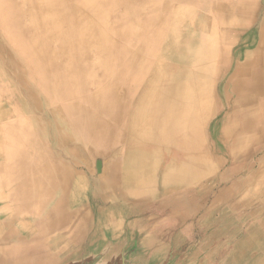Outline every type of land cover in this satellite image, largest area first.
I'll list each match as a JSON object with an SVG mask.
<instances>
[{
    "label": "bare ground",
    "instance_id": "6f19581e",
    "mask_svg": "<svg viewBox=\"0 0 264 264\" xmlns=\"http://www.w3.org/2000/svg\"><path fill=\"white\" fill-rule=\"evenodd\" d=\"M263 2L0 0V29L18 35L21 51L14 58L0 45V94L14 95L10 75L26 79L34 104L42 98L50 111L41 120L20 106L31 127H19L12 141L28 147L32 140V157H80V173L67 185L79 190L82 206L110 203L101 216L109 223L130 214L115 210L121 204L151 201L158 174L166 189L205 192L223 162L235 172L248 157L264 156V8L245 57L229 61L224 37L253 22ZM223 111L211 128L217 146L211 148L208 124ZM253 176L249 191H263L264 167ZM18 232L0 225V242H15L0 245V264H108L91 246L71 242L45 241L32 252L35 236L26 227Z\"/></svg>",
    "mask_w": 264,
    "mask_h": 264
},
{
    "label": "crops",
    "instance_id": "0c3cea01",
    "mask_svg": "<svg viewBox=\"0 0 264 264\" xmlns=\"http://www.w3.org/2000/svg\"><path fill=\"white\" fill-rule=\"evenodd\" d=\"M5 70L8 75L6 67ZM10 80L14 95L3 97L5 94H0V225L8 223L13 231L20 233L25 227L31 231L34 241H25L31 242L32 252L38 251L45 241L53 242L52 245L71 242L84 245V249L91 246L96 258L101 257V262L108 264H116L124 257L127 260H122V264H264V237L257 235L240 240L229 251L210 249V245L199 249L191 243L193 235L190 232L194 231V224H189L190 220L176 217L154 220V216H150L155 209L150 212L147 205L156 203V195L151 201L137 206L132 201L125 204V208L121 204L123 207L115 210H128L130 214L111 223L101 218L111 211L110 203L106 207L98 204L91 209L89 204L82 206L79 190L67 185L80 173V157H32L27 153L29 146H34L32 140L27 142L28 147H24L23 142L12 141L11 137H17L15 131L19 127L25 126L26 130L31 127V124H25V116L19 107L30 108L31 112L35 109L39 115L42 104L40 101L37 106L34 104V91L26 79L22 81L10 75ZM66 146L65 143L62 149ZM18 150L22 152L20 156L15 154ZM85 194L93 195V192L87 190ZM114 226H119V232ZM118 234L120 238L115 237ZM3 243L11 245L15 242L6 239L0 245ZM240 243L244 245L243 250L241 246L237 248Z\"/></svg>",
    "mask_w": 264,
    "mask_h": 264
},
{
    "label": "rangeland",
    "instance_id": "374dc122",
    "mask_svg": "<svg viewBox=\"0 0 264 264\" xmlns=\"http://www.w3.org/2000/svg\"><path fill=\"white\" fill-rule=\"evenodd\" d=\"M263 5L261 4V8L258 10L257 15H255L253 22L248 23L247 26L242 29L243 31L240 27H233L234 30L237 29L235 30V32H237L236 34H232L229 29L224 33V37H226L227 42H230V47L232 49L229 51V61L232 62L237 57L240 59L242 55L245 57L248 49L252 48V43L255 42L256 35L261 28ZM17 39V34L6 33L5 30L0 29V45L3 48L5 47L7 53L14 58H18L21 53L18 44L14 42L17 41ZM19 68L23 71V74L27 73V69L22 65ZM42 101L43 99L41 98L42 111L39 115L41 120H46V116L50 111H48L45 102ZM52 102L59 107L57 101L54 100ZM222 102L223 99L220 100V104ZM224 115L225 111L217 115L215 114L208 124L210 133L208 134V144L211 148L213 147L216 149L217 147L215 137H213L214 135L211 132L212 125L219 118L223 119ZM40 133L44 141L45 129ZM63 151L65 152L67 150ZM263 167L264 156L262 151L258 152L254 157L245 159L235 172L231 171L232 167L230 161L223 162V165L210 177L213 180L212 185L207 189L208 191L206 190L203 193L198 190L187 192L188 187L183 186L174 189L175 186L170 185L166 189L158 174L157 182H159V184L156 182L155 187V194L157 196L155 200L156 203H153L151 206L149 204L147 205L150 212L152 209H155L154 213L150 216H154V220H168L172 217L190 220L188 223L194 224V231L190 232V234L193 235L191 243L196 245L199 249H205L206 245H210V249L222 248L229 251L234 244L240 240H246L252 238V236L256 237L257 235L259 238L264 237V190L258 192V190L254 188L255 190L249 191L250 184L253 185L256 183L252 178L255 177L253 175ZM245 197H249V200L246 202L243 201ZM96 259L100 260L101 257H97ZM122 260L126 261L127 257L123 259L119 258V262L116 264H122Z\"/></svg>",
    "mask_w": 264,
    "mask_h": 264
}]
</instances>
